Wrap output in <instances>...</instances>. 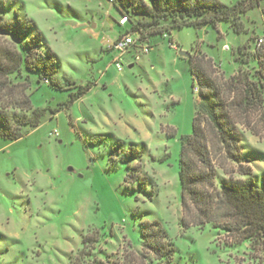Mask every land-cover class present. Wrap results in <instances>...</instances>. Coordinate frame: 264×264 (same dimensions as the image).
Returning a JSON list of instances; mask_svg holds the SVG:
<instances>
[{
    "label": "rangeland",
    "instance_id": "1",
    "mask_svg": "<svg viewBox=\"0 0 264 264\" xmlns=\"http://www.w3.org/2000/svg\"><path fill=\"white\" fill-rule=\"evenodd\" d=\"M257 1L217 27L150 36V51L134 60L131 50L119 71L105 48L119 29L109 0H0L4 18L17 10L33 22L43 42L36 49L54 53V80L65 88L54 90L35 73L12 78L30 81L33 107L62 109L17 141L0 140V264H156L142 247L145 220L160 222L178 264H264L262 248L232 244L211 224L184 228L178 181L179 140L191 133L201 100L187 59L203 56L222 78L236 73L241 50L253 52L259 37L264 45V0ZM85 84L84 95L62 105ZM238 128L241 163L260 182L264 120L254 118L257 134ZM215 162L217 185L247 177L235 161Z\"/></svg>",
    "mask_w": 264,
    "mask_h": 264
},
{
    "label": "trees",
    "instance_id": "2",
    "mask_svg": "<svg viewBox=\"0 0 264 264\" xmlns=\"http://www.w3.org/2000/svg\"><path fill=\"white\" fill-rule=\"evenodd\" d=\"M109 1L119 17L127 16L128 22L123 26L117 20V33H131L135 37L131 50L138 51L136 54L140 53L142 44L152 47L150 36L166 37L172 28L184 26L217 27L258 3L237 0L229 6L220 0ZM3 10L0 2V140L13 142L25 136L28 129L38 127L47 112L55 114L62 108L33 107L27 93L30 81L14 83L12 78L35 73L54 90L65 88L54 80L58 65L54 53L36 49L43 42L33 22L20 18L17 10L14 18L6 19ZM237 30L240 31L238 26ZM259 38L253 52L241 50L235 59L238 71L225 78L216 76L204 65L203 56L192 55L187 59L201 100L195 106L191 133L179 140L178 181L184 228L211 224L222 230L232 244L247 241L252 248L264 250V177L259 182L251 167L241 163L238 128V124H243L257 134L254 118L264 120V45L258 44ZM252 62L256 65H251ZM15 87L20 88L19 95L13 97ZM90 87L85 84L69 92L62 105L72 104ZM5 94L11 95L10 98L3 100ZM129 150L128 159L135 158V151ZM218 159L237 162L239 174L247 177L224 178L217 185L215 161ZM141 237L143 249L153 254L156 264H178L173 261L177 250L166 241L167 234L158 220H145Z\"/></svg>",
    "mask_w": 264,
    "mask_h": 264
},
{
    "label": "built area",
    "instance_id": "3",
    "mask_svg": "<svg viewBox=\"0 0 264 264\" xmlns=\"http://www.w3.org/2000/svg\"><path fill=\"white\" fill-rule=\"evenodd\" d=\"M128 22L127 16H121L118 18V23L120 25H125ZM263 42L262 38L258 39V44ZM136 43L135 37L131 33H123L117 35L115 38L110 39L106 42L105 48L109 52L113 53L112 62L115 64L117 70H122V58L127 53H130L133 44ZM171 46L176 48V44L174 42L170 43ZM150 47L147 44L140 45V53H148L150 51ZM135 60L139 58V54L134 56ZM197 91V87H195ZM55 133V131H54Z\"/></svg>",
    "mask_w": 264,
    "mask_h": 264
},
{
    "label": "water",
    "instance_id": "4",
    "mask_svg": "<svg viewBox=\"0 0 264 264\" xmlns=\"http://www.w3.org/2000/svg\"><path fill=\"white\" fill-rule=\"evenodd\" d=\"M178 53H179L180 55H182V56H187V57L190 56V53L187 52V51L179 50ZM69 170L72 171L73 169L70 167Z\"/></svg>",
    "mask_w": 264,
    "mask_h": 264
},
{
    "label": "crops",
    "instance_id": "5",
    "mask_svg": "<svg viewBox=\"0 0 264 264\" xmlns=\"http://www.w3.org/2000/svg\"><path fill=\"white\" fill-rule=\"evenodd\" d=\"M130 54H131V56H132L133 52H131Z\"/></svg>",
    "mask_w": 264,
    "mask_h": 264
}]
</instances>
